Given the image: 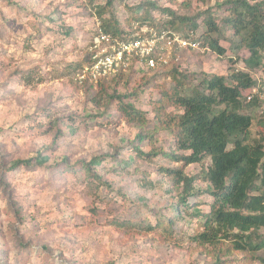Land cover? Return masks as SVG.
Instances as JSON below:
<instances>
[{
  "label": "rangeland",
  "instance_id": "374dc122",
  "mask_svg": "<svg viewBox=\"0 0 264 264\" xmlns=\"http://www.w3.org/2000/svg\"><path fill=\"white\" fill-rule=\"evenodd\" d=\"M225 1L116 0L113 13L132 25L137 11L129 8L145 2L178 16L209 10L221 18ZM98 3L104 0H0V264H263L264 249L207 248L189 239L208 211V185L195 179L194 194L182 201V183L163 169L194 176L210 159L182 167L164 155L177 152L167 122L179 110L161 98L175 83L169 69L138 66L96 86L87 74L78 81L108 18L97 15ZM162 12L152 9L157 19ZM217 23L223 55L181 50L170 63L193 74V83L202 74L246 69L238 35ZM118 100L145 120L127 122ZM250 114L248 139L264 138V121ZM112 219L139 224L118 228ZM147 222L159 227L146 230Z\"/></svg>",
  "mask_w": 264,
  "mask_h": 264
},
{
  "label": "trees",
  "instance_id": "16d2710c",
  "mask_svg": "<svg viewBox=\"0 0 264 264\" xmlns=\"http://www.w3.org/2000/svg\"><path fill=\"white\" fill-rule=\"evenodd\" d=\"M115 1L104 0V4L95 6L99 17L103 13L108 15L101 20L100 28L112 37L131 38L132 32L124 30V26L132 28L146 24L168 28L198 41L202 49L223 55L225 48L219 43L221 29L217 21L238 35L240 43L236 47L241 44L248 53L242 59L245 70H234L228 76L202 74L195 78V83L191 82L193 74L181 75L179 67L173 64L156 70L169 69L168 74L175 83L162 91L161 98L168 106L179 110L176 114H168L167 122L177 152L164 155L182 167L200 163L207 157L210 159L208 167L194 176H186L182 168L168 167L163 171L174 174L176 182L182 183V201L194 194L192 183L195 179L208 185L211 201L208 211L201 214V230L189 238L192 242L207 248H219L227 242L237 251L264 249V233L260 232L264 231V138L248 139L252 122L250 113H257L259 104L255 98L248 101L244 93L262 82L264 77L261 54L264 50V0H226L222 5L228 14L221 18L209 10L193 16H178L170 8L160 9L153 3L142 2L129 8L137 11L130 20L132 25H122L116 19L113 13ZM152 9L163 11L160 18L152 15ZM201 14H204L201 26L205 31L198 33L197 19ZM75 67L69 69L70 72ZM256 69L261 71V76H253L252 71ZM118 108L127 122L145 120L144 112L121 100H118ZM258 116L264 121V116ZM21 163H28V160ZM131 221L112 219L110 223L118 228L138 227L136 224L139 223ZM144 224H148L146 230L159 227V222L156 226L150 222ZM169 232L167 227L165 233ZM261 261L264 264V259Z\"/></svg>",
  "mask_w": 264,
  "mask_h": 264
},
{
  "label": "built area",
  "instance_id": "2783aa9c",
  "mask_svg": "<svg viewBox=\"0 0 264 264\" xmlns=\"http://www.w3.org/2000/svg\"><path fill=\"white\" fill-rule=\"evenodd\" d=\"M131 29V38L123 39L104 33L98 26L93 38L96 51L89 65L76 74L78 81H82L87 74L96 86L138 66L144 71L157 70L171 65V61H178L177 51L199 49L198 41L180 36L168 28L143 24L133 25ZM244 93L248 101L252 98L257 100L258 114L264 116V77L262 82Z\"/></svg>",
  "mask_w": 264,
  "mask_h": 264
},
{
  "label": "clouds",
  "instance_id": "9594fccd",
  "mask_svg": "<svg viewBox=\"0 0 264 264\" xmlns=\"http://www.w3.org/2000/svg\"><path fill=\"white\" fill-rule=\"evenodd\" d=\"M199 49H201V47H200V43H199ZM199 49H197V50H199ZM197 50H187V51H197ZM170 66V65H169ZM151 71H153V70H151ZM245 92V91H244ZM258 115H260V114H258ZM261 116V115H260Z\"/></svg>",
  "mask_w": 264,
  "mask_h": 264
}]
</instances>
